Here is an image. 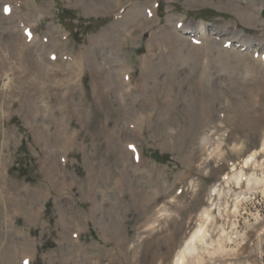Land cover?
I'll use <instances>...</instances> for the list:
<instances>
[{
  "label": "rangeland",
  "instance_id": "374dc122",
  "mask_svg": "<svg viewBox=\"0 0 264 264\" xmlns=\"http://www.w3.org/2000/svg\"><path fill=\"white\" fill-rule=\"evenodd\" d=\"M263 9L0 0V264H264Z\"/></svg>",
  "mask_w": 264,
  "mask_h": 264
},
{
  "label": "bare ground",
  "instance_id": "6f19581e",
  "mask_svg": "<svg viewBox=\"0 0 264 264\" xmlns=\"http://www.w3.org/2000/svg\"><path fill=\"white\" fill-rule=\"evenodd\" d=\"M12 1V0H11ZM80 0H78L79 2ZM87 3V2H86ZM7 5V4H6ZM70 5V4H69ZM81 5V4H80ZM49 6V5H48ZM88 9V8H87ZM264 10V9H263ZM199 27V26H198ZM198 27H192L191 24L189 25H185V26H182V28L179 30L180 32L182 33H185L189 36H192L194 38H197V36H199V34H202L201 33V29H198ZM23 29V28H22ZM212 31H214V34L217 35V36H225V40L222 41L223 43H229V45H231V47L233 48H236V49H239V50H249L251 45H253V41H255L256 39H252L250 37V35H246L244 34L243 32L241 31H237V30H234L232 28H229V29H223V27H220L218 24L216 25H213L211 28H210ZM213 33V32H212ZM26 35V34H25ZM24 33H23V36H25ZM214 40V39H213ZM172 41V40H171ZM216 41V40H215ZM22 45V44H21ZM20 45V46H21ZM16 47V46H15ZM21 50V49H20ZM254 53H258L260 54V57H259V60H261V55L264 54V36H261V38H257V41L254 42V50H253ZM20 53V52H19ZM22 57V55H21ZM6 58V57H5ZM9 58V57H8ZM23 64V63H22ZM22 66V65H21ZM11 68V67H10ZM12 69V68H11ZM9 87V86H8ZM24 87V86H23ZM6 88V87H5ZM12 89V88H11ZM138 97V96H137ZM25 105V104H24ZM166 111V110H165ZM161 117V116H160ZM163 118V117H162ZM33 129V128H32ZM29 130V129H28ZM236 144V143H235ZM233 144V145H235ZM241 146L243 145L242 143L240 144ZM240 146V147H241ZM264 146V145H263ZM7 147V146H6ZM228 148V147H227ZM238 148V146H237ZM236 146H234V149L237 151L239 149H237ZM218 149V148H217ZM221 149V148H220ZM220 149H218V153L220 152L222 155H226L228 154L227 151L225 152V150L221 151ZM230 149V148H229ZM1 153V152H0ZM226 153V154H225ZM230 154H233L231 152H229ZM239 153V152H238ZM2 155V154H1ZM230 156V155H228ZM227 156V157H228ZM210 157V155H209ZM226 157V156H225ZM252 158V157H251ZM249 161V158H247L245 161H244V165L247 164ZM239 175V174H238ZM234 176V175H233ZM1 178V177H0ZM91 184V183H90ZM91 189V188H90ZM34 193V192H33ZM29 198V197H28ZM234 207H236L234 205ZM237 208V207H236ZM235 211V210H234ZM161 220V219H160ZM158 223V222H157ZM202 233V229H201V226H198L192 233V235L190 236V238L188 240H186L183 245L180 247V249L178 250V252L176 253L175 255V259H174V262L173 264H183L185 258L187 255H192V254H195L196 252H198L197 250V247L195 245H193V240L195 239H198L200 242H203V240L205 241V237L201 235ZM223 233V232H222ZM221 233V234H222ZM220 237V236H219ZM224 237V236H223ZM222 237V239H223ZM221 238V237H220ZM226 240H230L229 237H225ZM223 239V240H225ZM221 240V239H220ZM222 240V241H223ZM172 241V240H171ZM217 241V240H216ZM221 241H217V246L215 247V249H213L210 254H214V253H219V252H222L224 250V247L222 246V244L220 243ZM164 243V242H163ZM170 243L172 242H168L166 241L164 243L166 249L168 246H171ZM216 243H214L215 245ZM163 245V246H164ZM209 245H212V243H209ZM224 245V243H223ZM170 248V247H168ZM209 252V250L207 251V253ZM209 254V253H208ZM209 254V255H210ZM198 255V254H197ZM196 255V256H197ZM193 256V255H192ZM211 256V255H210ZM195 257V256H194ZM193 257V258H194ZM30 260V259H29ZM204 260V259H203ZM24 261V260H23ZM202 261V257H197L195 259L194 262H201Z\"/></svg>",
  "mask_w": 264,
  "mask_h": 264
},
{
  "label": "snow or ice",
  "instance_id": "6c2138e0",
  "mask_svg": "<svg viewBox=\"0 0 264 264\" xmlns=\"http://www.w3.org/2000/svg\"><path fill=\"white\" fill-rule=\"evenodd\" d=\"M6 11H7V9H6Z\"/></svg>",
  "mask_w": 264,
  "mask_h": 264
}]
</instances>
